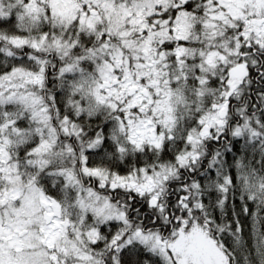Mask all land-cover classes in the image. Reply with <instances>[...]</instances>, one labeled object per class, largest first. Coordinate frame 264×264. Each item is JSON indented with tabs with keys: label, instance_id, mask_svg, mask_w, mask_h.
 I'll return each instance as SVG.
<instances>
[{
	"label": "snow or ice",
	"instance_id": "snow-or-ice-1",
	"mask_svg": "<svg viewBox=\"0 0 264 264\" xmlns=\"http://www.w3.org/2000/svg\"><path fill=\"white\" fill-rule=\"evenodd\" d=\"M0 264H264V0H0Z\"/></svg>",
	"mask_w": 264,
	"mask_h": 264
}]
</instances>
